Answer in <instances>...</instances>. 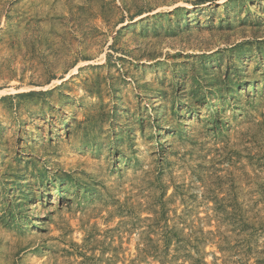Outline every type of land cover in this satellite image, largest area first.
<instances>
[{
    "label": "rangeland",
    "instance_id": "1",
    "mask_svg": "<svg viewBox=\"0 0 264 264\" xmlns=\"http://www.w3.org/2000/svg\"><path fill=\"white\" fill-rule=\"evenodd\" d=\"M263 250L264 0H0V264Z\"/></svg>",
    "mask_w": 264,
    "mask_h": 264
},
{
    "label": "trees",
    "instance_id": "2",
    "mask_svg": "<svg viewBox=\"0 0 264 264\" xmlns=\"http://www.w3.org/2000/svg\"><path fill=\"white\" fill-rule=\"evenodd\" d=\"M235 224L237 225L236 226L237 228H239L238 225H241V227H243L242 230L247 233L245 235V237H246V242H248V236L250 235L248 230L253 228L252 226H250V221L249 222H245V220H241V218H238V219L235 220ZM259 253H261L263 255L257 254L258 256H257V258L255 260V264H264V250L259 252Z\"/></svg>",
    "mask_w": 264,
    "mask_h": 264
}]
</instances>
